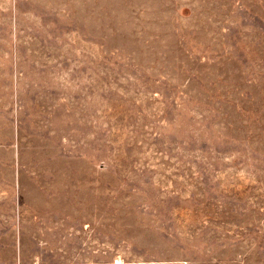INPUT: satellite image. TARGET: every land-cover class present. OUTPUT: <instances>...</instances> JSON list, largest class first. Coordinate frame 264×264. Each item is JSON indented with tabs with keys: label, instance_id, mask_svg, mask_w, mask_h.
Masks as SVG:
<instances>
[{
	"label": "rangeland",
	"instance_id": "1",
	"mask_svg": "<svg viewBox=\"0 0 264 264\" xmlns=\"http://www.w3.org/2000/svg\"><path fill=\"white\" fill-rule=\"evenodd\" d=\"M0 264H264V0H0Z\"/></svg>",
	"mask_w": 264,
	"mask_h": 264
}]
</instances>
